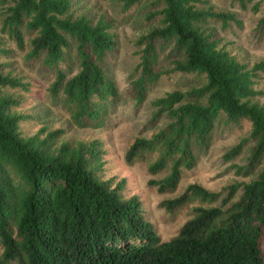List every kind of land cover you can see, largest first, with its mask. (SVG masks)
I'll use <instances>...</instances> for the list:
<instances>
[{
    "label": "trees",
    "instance_id": "obj_1",
    "mask_svg": "<svg viewBox=\"0 0 264 264\" xmlns=\"http://www.w3.org/2000/svg\"><path fill=\"white\" fill-rule=\"evenodd\" d=\"M73 1L0 0V60L27 45L25 56L42 59L52 74L50 97H61L75 126L89 127L118 96L106 70L116 36L111 19L77 11ZM142 1L116 3L127 11ZM233 1L258 10L259 1ZM145 8L147 27L133 41L130 98L142 103L171 73L194 74L198 84L151 101L144 127L152 131L132 139L124 160L151 158L146 183L172 194L182 171L208 151L217 124L247 122L246 137L222 154L230 161L250 143L245 162L231 166L247 180L217 191L188 183L160 200L169 213L193 204L177 231L161 239L139 198L125 195L126 179L104 176L99 138L64 139V129L44 124L24 131L31 116L15 93L30 83L0 61V264H264V104L255 101L264 60L248 64L228 48L218 29L241 21L210 0H148ZM256 27L264 34V17Z\"/></svg>",
    "mask_w": 264,
    "mask_h": 264
},
{
    "label": "rangeland",
    "instance_id": "obj_2",
    "mask_svg": "<svg viewBox=\"0 0 264 264\" xmlns=\"http://www.w3.org/2000/svg\"><path fill=\"white\" fill-rule=\"evenodd\" d=\"M255 1H259L258 10L252 12L250 8L241 10L233 0H210L217 7L234 12L241 21L240 27L229 23L223 30L218 29V35L237 57L248 64L264 60V34L256 27L258 20L264 17V0ZM73 3L77 11L84 10L93 17L101 14L113 21L116 44L106 58V70L115 83L118 96L103 107L104 118L99 124L77 127L72 123L61 97H50L48 87L53 77L50 70L42 64V59L27 58L24 51L27 50V45L24 50L15 48L9 52L7 59L0 61L5 71L30 83L27 92L15 93L22 99L24 109L31 116L24 123V128L27 129L24 131L34 133L44 124L48 128L64 129V139L99 138L104 149V176L124 177L125 195L134 194L139 198L146 218L161 239H167L188 217L193 204L169 213L158 206L160 200L177 195L188 183H198L208 190L217 191L233 181L247 180L235 176L231 166L245 162L250 143H246L241 153L230 161H224L222 154L241 138L246 137L249 126L247 122L234 125L217 124L213 129L208 151L198 155L195 167L182 171L176 191L172 194L157 193L154 187L146 183L150 177L146 167L151 158L138 157L127 163L124 160L125 150L134 137L147 136L152 131L144 127L153 111L151 101L165 92L197 85L198 77L194 74L178 73L161 76L148 88L145 100L136 104L128 94V74L137 61L133 41L147 27L144 18L148 0H143L139 6L127 11H122L116 0H74ZM1 35L6 42V36L2 33ZM8 45L13 47L10 43ZM255 88L261 92L255 97V101L264 104V74L259 73L255 78ZM162 175L164 173L156 177Z\"/></svg>",
    "mask_w": 264,
    "mask_h": 264
}]
</instances>
